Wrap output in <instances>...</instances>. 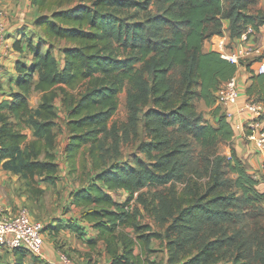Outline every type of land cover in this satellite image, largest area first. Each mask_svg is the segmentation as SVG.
I'll return each instance as SVG.
<instances>
[{"label": "trees", "instance_id": "16d2710c", "mask_svg": "<svg viewBox=\"0 0 264 264\" xmlns=\"http://www.w3.org/2000/svg\"><path fill=\"white\" fill-rule=\"evenodd\" d=\"M154 1L30 0L39 11L53 3L56 7L37 15L31 28L14 38L13 49L27 55L25 60L21 57L15 60L18 75L11 99L0 102V164L18 175L30 196L40 197L45 192L43 183L56 182L61 171L60 155L67 160L71 175L77 171L79 155L90 157L93 171L90 169L86 173L89 177L70 191L69 203L80 206L81 218L95 228L96 237L88 242L94 246L97 240L102 241L109 264H144L143 252L134 253L135 245L142 243L125 231V227L140 228L135 224L136 212L131 211L128 200L135 190L147 184L179 178L178 159L186 154L181 142H177L153 162L141 159L133 164L109 162L104 143L108 138L116 139L112 120L120 93L126 92L132 119L150 101L153 107L145 113L150 122L156 118L159 125H175L204 147L220 139L230 141L233 130L216 105L215 92L234 75L237 64L222 58L215 50H204L203 44L214 34H222L223 18L229 20L232 43L248 25L256 30L264 23V10L256 7L257 0H228L227 4L224 0H164L167 5L163 12L129 20L126 9L147 10ZM162 24L170 26V34H164ZM44 36L65 41L58 47L60 59L50 44L44 48ZM174 71L182 84L179 99L172 98L170 105L171 86L172 94L174 91L170 75ZM34 91L39 93V100L36 106H31L29 98ZM246 93L264 105V73L252 76ZM56 98L65 108L68 132V141L61 152L57 149L61 129H55L60 119ZM194 98L213 107V122L204 119ZM151 148L149 142L143 145L145 151ZM187 163L184 161L182 166ZM82 167L86 169V164ZM224 167L236 175L234 185L245 200H264V189L257 187L258 179L249 171L247 160L232 146L229 155L213 157L205 193L194 190L192 202L181 208L176 219L189 220L187 216L196 213L211 216L220 213L227 200L222 201V195L213 191L226 181ZM120 189L130 193L123 202L112 195ZM65 226L81 232L74 221ZM144 229H148L145 238L163 240L169 234V228L164 233L148 226ZM201 240L195 243L197 250L192 256L175 264L216 263L222 243L210 239L201 245ZM14 250L13 264H35L25 261L29 255L25 249ZM240 258L236 254L216 264H250ZM0 264L8 263L0 259Z\"/></svg>", "mask_w": 264, "mask_h": 264}, {"label": "rangeland", "instance_id": "374dc122", "mask_svg": "<svg viewBox=\"0 0 264 264\" xmlns=\"http://www.w3.org/2000/svg\"><path fill=\"white\" fill-rule=\"evenodd\" d=\"M227 1L228 0H224L225 4H227ZM166 5L164 0H156L152 2L147 10L128 8L125 10V13L130 15L129 20L134 17L142 18L149 13L163 12ZM55 7V3L49 4L43 8V10H40L39 13L50 12V10L53 8L55 9ZM3 8L2 9L5 11L3 17H5L7 15V9L5 7ZM162 25L164 34H170V26L167 24ZM40 29L41 28H38V30ZM40 31H42V29ZM254 33L255 29L251 34ZM19 34L17 37H19ZM248 35H250V33ZM216 36L213 35L212 38ZM250 36L252 37V35ZM5 38H7L6 34ZM227 40L230 41V38L227 37ZM210 41L211 39L209 42ZM246 42L250 43V39L244 42L239 37L238 41L235 43L230 41L228 46H230V49H235L242 43L246 45ZM42 44L44 48L50 44L54 49V53L60 59L61 54L58 47L64 45L65 41L44 36L42 37ZM208 45L212 50H215L212 48V44L208 43ZM26 55L27 54L21 56V59L25 60ZM261 62L264 61L261 60L260 63ZM170 77L171 84L173 79L174 91L172 94L171 86V95L168 102L172 105V98L173 100L179 99L178 90L182 83L177 71H174L173 75L171 73ZM73 91L76 92V90ZM38 100L39 93L37 91L32 92L29 98L30 105L36 106ZM193 101L197 110L202 112L204 119L207 122H213V107L207 106L204 101L199 98H194ZM238 103L240 102L238 101ZM149 107H153L150 101L142 106L140 112H138L137 118L132 119L126 103V92L124 90L120 93L118 110L112 120L113 124L111 122L116 128V139L108 138L104 143L106 149L105 155L109 157V162L129 161L133 164L136 159L153 162L161 153L171 148L177 142H181V147L186 151V154L180 156L178 159L177 169L179 173H181L179 178L175 177L164 183L147 184L135 190L128 200L131 211L136 212L135 224L140 226V228L125 227V231L129 232L131 236L142 243V246L140 244L136 245H138V249L140 247V251L145 255L143 258L144 264H175L176 261L179 263L183 262L197 250L195 243H197L199 239H202L201 245L210 239L220 240L222 248L221 252L218 253V260L216 263H222L229 258L232 259L238 254L241 260L246 259L250 261V264H264V200H245L241 196V191L234 185V178L236 175L228 168H223V177L226 179L224 185L213 191L215 194L222 195V201H225V199L227 200L222 204L221 211L218 215H199L196 213L193 217L187 216L186 219L189 220L176 219L179 216L181 208L189 206L192 202L194 190L199 194L205 193L204 188L211 177V162L213 157L217 154L225 156L230 154L231 147L233 146L232 141L239 138L238 131H236L234 139L231 141L220 139L212 146H200L189 134L180 131L175 125H159L156 123V118L150 122L145 115ZM56 108L59 112L60 119L58 123L59 127L57 126L55 129H61L60 131L58 130L57 149L58 152H61L68 141V132L64 122L66 111L59 98H56ZM234 115L235 113L233 114L232 120H241V118L235 119ZM148 142L152 148L149 151H145L143 150V145H146ZM56 156L58 158V154H56ZM58 159L61 161L62 171L59 172L60 176L57 178L56 182L53 184L43 183L42 185L45 188V192L40 197H32L26 191L22 181H19L17 189L21 191L19 194H22V192L24 193L23 195L25 198L19 201V207L17 206L18 208L16 211H9L8 213H15L20 207L25 206L29 210L33 220L42 222V233L45 227H50V232L53 231L55 236H57L59 232L64 235L65 239H67V235H71L73 239H79L77 234L72 235L65 231L67 227L65 226L66 223H72L73 221H68L64 225L63 221L65 220H59L57 225L59 228H62L61 231L59 228L53 229V226H48L49 224H46L50 218L55 220L57 218L69 217L71 216L70 214L78 213L77 207L69 205L68 197L70 191L74 187H77L81 184L82 180L89 177L86 173H89L91 170L93 171L91 159L87 154L79 155L76 158L77 171H74L73 175L69 173L70 166L67 160H64L61 155ZM184 161L188 163L182 166ZM83 163L86 164V169L82 167ZM261 165H264V155L261 158ZM261 167L264 169V166ZM257 187L263 190L260 186L257 185ZM112 195L115 200L123 202L130 196V193L120 189L117 192L113 191ZM176 224H178V226H176ZM144 226H148L150 230L162 233L169 228V234L167 237L163 238V240L156 237L145 238L144 235L147 233L148 229L145 230ZM67 228L71 229L70 227ZM58 237L59 238L56 240L57 243L64 240L62 237ZM27 251L30 252L29 250ZM61 252L67 253L71 259H73L67 249H61ZM30 253L39 255L32 252ZM169 256L171 258H169ZM172 257L174 260H172ZM33 259L35 264L40 261L39 258L34 256ZM2 260L6 263L10 262L7 261L6 257ZM216 263L211 262L209 264Z\"/></svg>", "mask_w": 264, "mask_h": 264}, {"label": "crops", "instance_id": "0c3cea01", "mask_svg": "<svg viewBox=\"0 0 264 264\" xmlns=\"http://www.w3.org/2000/svg\"><path fill=\"white\" fill-rule=\"evenodd\" d=\"M0 7H5L7 9V15L3 17V20L5 22V34L7 38H5V40L0 44L1 102L4 99H11L12 96L10 95V93L16 89L15 79L18 73L15 68V60L21 57L22 54H18L13 49L12 42L14 38H18L17 35L21 33V31L24 30L25 32H27L29 28H31L33 19L40 13L39 9L32 5L30 0H0ZM256 7L264 10V0H257ZM228 25L229 20L223 18L222 34L214 35L223 36L227 40V37H229ZM210 39L204 42V50H212L208 45V43H210ZM238 39H236V41H238ZM250 43L258 46L261 49L262 55L259 57H248L237 64V69L234 73V76L236 77L238 83V101L240 103L249 98V95L246 93V87L252 82V76L258 74L257 67L260 61H264V23L255 30V33L250 38ZM234 118L240 119L242 118V116L238 111H236ZM231 140L232 139H230V141ZM232 142L233 147L236 149L237 153L247 160L249 171L254 173L255 177L258 179V186L264 189V169L261 167V158L264 155V151L259 149L256 146L255 142L251 140L248 141L238 138L236 140H233ZM19 181L22 180L19 179L17 174H14L10 170L2 168L0 164V207L6 209L7 212L16 211V209L19 207V201L25 198V196L23 195L24 193L22 192V194H19L21 193V191L17 189ZM69 205L77 207L78 213L70 214L71 216L69 217L57 218L55 220L53 218H50V220L47 221L46 225L49 224L48 226H53V229H56L59 228L57 225L59 220H65L63 221L64 224L68 221H74L81 227V232L77 233L76 231L71 230L67 227L65 228V231L71 233L72 235L77 234L79 239H73L71 235H67V239H65L64 235L59 232L57 233V236H55L53 231L50 232V227H45L43 232L44 241L42 244L41 253L39 255H33L24 247H19L25 249L29 254L25 257L26 262H31V257L34 256L40 259V261L36 262L37 264H59V252L61 251V249H67V251L72 255V264H109V256L104 251L102 241L97 240L94 246L90 245V243L88 242L89 239L96 237V230L85 219L81 218V207L71 203H69ZM61 229L62 228H59L60 231ZM58 236L62 237L64 240L57 243L56 240L59 238ZM74 240L78 242H75ZM137 247L138 245H135V254L141 252L140 247L139 249ZM141 256L142 259L145 257V255L143 254ZM4 257L7 258V261H10L8 264H13L15 250L8 248L6 244H0L1 261H3L2 259ZM33 262L35 263L34 260Z\"/></svg>", "mask_w": 264, "mask_h": 264}, {"label": "built area", "instance_id": "2783aa9c", "mask_svg": "<svg viewBox=\"0 0 264 264\" xmlns=\"http://www.w3.org/2000/svg\"><path fill=\"white\" fill-rule=\"evenodd\" d=\"M4 13L0 7V44L5 40ZM253 31L254 28L248 25L240 39L244 42L249 41ZM229 43L223 36H216L210 41L212 48L219 52L222 58L236 64L248 57L262 55L261 49L252 43L246 42V45L242 43L235 49H230ZM257 73H264V62L258 65ZM238 97V83L234 75L225 80L215 92V102L232 127L231 139H234L238 131L240 139L254 141L258 148L264 150V105L253 98L238 103ZM236 111L243 115L239 121L232 120ZM42 230V222L33 220L25 206L20 207L15 213H8L6 209L0 207V243L6 244L9 248L24 247L34 254H40L43 244ZM59 261V264H72L71 257L61 251Z\"/></svg>", "mask_w": 264, "mask_h": 264}]
</instances>
